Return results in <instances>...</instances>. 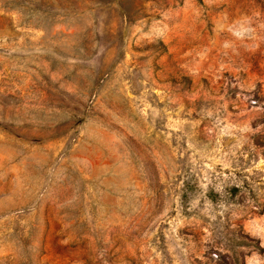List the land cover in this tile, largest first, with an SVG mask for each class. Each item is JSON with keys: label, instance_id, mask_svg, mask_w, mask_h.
<instances>
[{"label": "rangeland", "instance_id": "374dc122", "mask_svg": "<svg viewBox=\"0 0 264 264\" xmlns=\"http://www.w3.org/2000/svg\"><path fill=\"white\" fill-rule=\"evenodd\" d=\"M0 264H264V0H0Z\"/></svg>", "mask_w": 264, "mask_h": 264}]
</instances>
